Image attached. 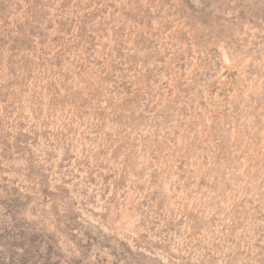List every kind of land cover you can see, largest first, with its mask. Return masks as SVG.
I'll use <instances>...</instances> for the list:
<instances>
[{
	"label": "rangeland",
	"instance_id": "374dc122",
	"mask_svg": "<svg viewBox=\"0 0 264 264\" xmlns=\"http://www.w3.org/2000/svg\"><path fill=\"white\" fill-rule=\"evenodd\" d=\"M0 264H264V0H0Z\"/></svg>",
	"mask_w": 264,
	"mask_h": 264
}]
</instances>
